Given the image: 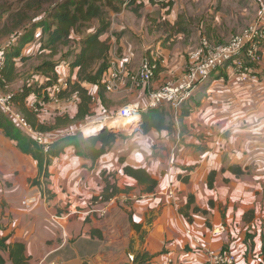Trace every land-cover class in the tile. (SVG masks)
<instances>
[{
  "label": "crops",
  "instance_id": "crops-1",
  "mask_svg": "<svg viewBox=\"0 0 264 264\" xmlns=\"http://www.w3.org/2000/svg\"><path fill=\"white\" fill-rule=\"evenodd\" d=\"M162 1L167 0L156 3ZM249 1L253 8L250 4L242 11L236 0H227L236 31L257 17L264 2ZM172 2L169 15L166 7L157 6V22L169 18L170 29L187 5L185 0ZM208 10L217 20L224 16ZM141 34L145 37L146 30ZM168 36L164 42L157 37L143 41L142 52L158 68L151 90L176 81L189 53L200 44L194 39V48L187 52L189 38L181 41L182 48H170L177 45L171 40H182L184 33ZM228 37L216 30L214 41ZM252 69L255 78L242 82L232 70L220 69L182 108L168 103L158 107L171 119V129L145 133L138 127L130 141L118 137L95 162L68 148L52 158L45 178L37 162L0 129V240L23 243L28 264H201L207 246L233 253L236 264H264V39L261 60ZM124 165L143 167L157 179L155 190L144 192L136 179L123 173ZM211 171L215 173L209 186ZM110 173L114 178L107 176ZM173 176L179 192L171 197L163 189ZM105 177L115 179L121 191L107 202L93 201L103 192ZM31 195L38 197L37 203L22 207L21 199ZM70 206L79 209L68 213ZM53 213L66 218L54 220ZM218 225L225 231L215 234L212 229ZM193 238L202 247L188 253ZM7 252L0 250V255L5 264H12Z\"/></svg>",
  "mask_w": 264,
  "mask_h": 264
},
{
  "label": "rangeland",
  "instance_id": "rangeland-1",
  "mask_svg": "<svg viewBox=\"0 0 264 264\" xmlns=\"http://www.w3.org/2000/svg\"><path fill=\"white\" fill-rule=\"evenodd\" d=\"M59 1L62 0H0V49L7 52H13L18 45L21 44L22 40L31 34L33 39H35L27 46L24 45L22 47L23 51L28 47L34 49L38 45V42L40 43L39 45L45 43L47 39V29H44L42 26L44 19L47 17L45 11L50 10L52 4ZM236 1L242 11L246 8H253L254 6L249 0ZM156 2H158V0H149L146 5H142L144 8L141 6L134 7L135 9L131 11L133 7L125 10L121 7L122 0H103L101 5L103 11L101 15L98 18L92 19L85 26H78L72 35L71 41L66 45L60 46L56 55L50 56L49 50L39 49L35 51L36 53L34 55L27 57L25 60L19 59L18 64L16 65L15 76L17 82L13 81L14 79L12 80L13 82H7V84L2 86L1 91L3 93L14 94L22 85L30 82V84H32V91L27 97V103H25L31 109H33L31 105L36 108L33 109V111H35L34 113H37L36 120L45 122L44 125L51 130L49 136L57 137L61 134L74 132L78 140L81 141L80 138L83 139V137H87L88 135L85 133L92 130L94 124H101V127L110 129L130 141L133 138L134 129H131L128 123H124L126 120L123 118V120H119L117 124H112L110 121L118 119V112L126 107L132 105L142 106V100L144 98L148 99L150 96L149 91L151 90V84L149 83V85L146 86L140 83L138 77L141 65L145 60H150V58L146 57L145 52H142V48L145 47L143 41L147 40V38L152 40L153 37H157L158 40L161 39L160 42L167 41L166 38L169 37L170 30L168 26L169 18H160L159 22H157V18L160 16L161 12L157 7L160 2ZM185 3L187 4L185 8L176 14V17L183 16L182 22L185 25L184 36L182 37V40L177 38L171 40L173 41V45L175 43H177V45L171 46L170 48H182L181 41L190 38V46L186 47V51L190 52L194 48V39H196V41H199L200 39L199 42H201L203 38H207L213 43H223L225 41H214L216 30L229 37L239 31H236L235 26L232 27V15L230 12L231 4L227 2V0H185ZM120 7L121 10L119 9ZM165 7L166 13L169 15L172 7L168 12V6ZM141 8L142 12H140ZM209 8L216 11V13H223L224 16L217 20L216 14L209 13ZM138 9L139 12L135 13V10ZM166 13L164 12L165 16H167ZM41 15L44 17L40 18ZM238 20V24H242V22ZM105 21H108L110 24L100 36L101 39H107L109 42L110 39H112L108 57V67L104 72L103 79L100 83L86 85L89 87L90 93L93 96L92 104L90 105L91 107H89L87 116L76 118L75 116L78 110V98L76 94H68L67 91L63 98H59L55 89L47 94H43L42 91H34L36 85H38L40 81L41 83L43 82V79L41 78L42 72L38 70V65L45 66L46 62H49L50 60L58 62V70H62L64 73L62 77L63 81L56 85V87L61 86L64 88L66 86L64 81L69 76L68 64L74 59L72 53L77 47L74 45L77 42V39L79 38L80 40L81 37L90 34V28L96 29ZM200 25L203 27L200 28ZM204 26H206V30ZM245 26L246 25H241L240 29ZM141 29H143L144 32L146 30L145 37H142ZM195 43L197 45L198 42ZM199 48L200 44L199 47L189 53L191 56L186 59L183 73L174 82L180 80L185 71L187 72L188 69L195 64ZM151 64L153 65L155 72L156 64ZM71 75L72 80L75 81V71L71 72ZM1 79L0 76V80ZM2 80L4 81V79ZM109 81L112 83L110 89L107 88ZM170 82L172 81L166 82L160 88ZM48 87L49 86H47V91ZM23 103L24 101L20 99L16 102L10 100L8 104L10 108L9 110L7 109L8 111L3 108L1 109L0 107V113L6 117V119L10 120L14 126L17 127L16 129H19L20 131L21 126L19 121L15 120L14 122L11 118L15 116L13 119H22L23 114L21 113V104ZM167 103L174 108H182L180 107L182 104L179 108L175 107L170 102ZM147 111V108L141 111L139 117L142 118V115ZM164 113L166 114V112ZM174 115L175 113L173 112V116ZM165 118L168 119L169 116L166 114ZM131 120L133 119H129V121ZM167 123H170L172 128L173 123L170 118ZM54 127L57 128L53 129ZM139 127H141L140 124ZM34 131L36 130L34 129ZM21 133L23 134V131H21ZM25 133L26 132L24 131L23 135L29 137V135ZM83 146L85 145L83 144ZM120 159L123 160L122 158ZM32 183L37 184L38 182L34 183L32 181ZM45 194L47 197L50 196V193L47 191Z\"/></svg>",
  "mask_w": 264,
  "mask_h": 264
},
{
  "label": "trees",
  "instance_id": "trees-1",
  "mask_svg": "<svg viewBox=\"0 0 264 264\" xmlns=\"http://www.w3.org/2000/svg\"><path fill=\"white\" fill-rule=\"evenodd\" d=\"M102 1L103 0H62L52 4L50 10L45 11V15L47 13V17L42 23L44 29H47L46 42L42 45H39L40 43L38 42V45L34 49H30L31 47H28L25 51H23L22 47L32 43V41L35 39H33L31 34L22 40L21 44L18 45L15 51H4L5 61L2 69H0V76L2 79H4V81H1V79L0 84L3 86L4 84H7V82L10 83L16 81V65L18 64L19 59L25 60L27 57L34 55L36 53L35 51L39 49L49 50L50 56L56 55L60 46L66 45L71 41L72 35L78 26H85L92 19L98 18L101 15L103 11L101 6ZM148 2L149 0H122L121 7H123L124 10L133 7L131 9L132 11L135 9L134 7H142L144 3L146 4ZM160 5L161 7L168 6V12L172 7L173 2L172 0L162 1L160 2ZM121 7L119 9H121ZM139 9L135 10V13H138ZM42 17L44 16L41 15L40 18ZM182 18L183 16H179L174 21L171 29L169 30L170 36L180 32L184 33L185 25L182 22ZM109 24L110 23L108 21H105L100 25V27L96 29L90 28V34L87 33L88 35L85 37H81L80 40L79 38L77 39V42L74 44L77 47L72 53V55H74V59L68 64L69 76L64 81L66 86L64 88L59 86L60 89L57 91L59 98H63L67 91L68 94L77 95L78 110L75 116L76 118L87 116L89 107H91L90 105L92 104L93 96L90 93L89 87L86 85L100 83L103 79V74L108 67V57L112 39H110L109 42L107 39H101L100 35L108 28ZM169 38L170 37H167L166 40L168 41ZM151 62L154 63L152 60ZM57 63L58 62L56 61L50 60L49 62H46L45 66L38 65V70L42 72L41 78L43 79V82L41 83L40 81V83L36 85L34 88L35 92L42 91L43 94H47L48 92L54 90L56 85L63 81L62 77L64 71L58 70ZM74 71L76 77L75 81H73L71 78V72ZM155 72H158V68H155ZM31 86L32 84H30V82L22 85L18 91L12 94L11 101L16 102L18 99L24 101V103L21 104V110L23 111H21V113L23 114L25 121L38 133L43 135L48 134L49 136V132L51 130H49L48 127L44 125L45 122H41L39 119V121L36 120L37 113H34L35 111H33V109H31L26 104L28 99L27 97L32 91ZM47 86H49L48 91ZM184 103H182V105ZM139 124L141 126V131L145 133L152 128L157 130L171 128V124L167 123L166 121L164 111L158 107L148 109V111L142 115L141 122ZM16 128L17 127H15L10 120L6 119V117L0 113V129L3 131L6 137L16 142L17 147L23 153L31 156L37 162L39 173L43 178L48 176V167L51 164L52 158L61 156L68 148L75 149V155L85 157L89 156L91 159H93V162H95L99 156L104 154L113 146L118 137L122 136L107 128L99 129L97 131L90 130L89 132L85 133L88 135L87 137H83V139L80 138L81 141L78 140L74 132L69 134H61L51 141L50 144H48V148L45 149V145L39 144L32 135L27 133L29 137L24 136V130L21 127L20 129L23 131V134L19 129ZM56 128L57 127H54L53 129ZM137 130L134 132H137ZM81 143H83L85 146H83ZM98 144H100L99 147H97ZM119 161L123 162L121 159ZM122 169L123 173L133 177L138 181L139 185L143 186L144 192H152L155 190L157 186V179L151 177V175L143 167L124 165ZM228 169L234 173H240V169L237 167L230 166ZM214 173V171H211L208 177L209 186L212 185ZM107 176L114 178L112 173L107 174ZM176 179V176L171 177V179L168 180L164 185L163 190L167 191L169 186H174ZM105 180L106 185L103 189V192L95 196L93 201L99 199L101 202H107L110 198L121 191V189L117 186L115 179L114 181H110L105 177ZM175 190L176 193L179 192L176 185ZM191 201L192 197H189L188 203ZM78 207L70 206L68 207L67 212L69 213L70 210L76 209ZM194 210L197 211L199 209L194 207ZM6 241L7 238L0 240V250L8 251V258L12 264H28V258L24 254V244L19 242L7 244ZM167 245L168 243L165 244V246ZM196 249L197 248L192 244L188 249V253H192ZM5 261L6 260L0 255V264H5Z\"/></svg>",
  "mask_w": 264,
  "mask_h": 264
},
{
  "label": "built area",
  "instance_id": "built-area-1",
  "mask_svg": "<svg viewBox=\"0 0 264 264\" xmlns=\"http://www.w3.org/2000/svg\"><path fill=\"white\" fill-rule=\"evenodd\" d=\"M258 10L257 17L239 32L233 34L227 41L223 43H213L207 38H203L200 42L199 53L195 64L192 65L187 72L185 71L180 80L167 83L158 90H150V96L146 101V106L132 105L126 107L118 112V117L136 118L133 119L135 121L131 120V123L129 124V127L135 131L139 127L141 119L139 114L141 111L146 108L147 110L157 108L161 104L167 102L172 103L175 107H179L191 97L193 91L199 85L204 83L212 74L217 73L220 69L228 68L232 70L236 75L238 74L237 78L241 82L246 81L248 78H255L252 66L261 60V43L264 39V2L260 5ZM4 61V50L0 49V69H2ZM151 63V60H145L138 72L139 82L146 86L149 85L154 76V67ZM111 87L112 83L109 81L107 88L110 89ZM1 89L2 85L0 84V107L1 109L3 108L8 111L10 108L8 104L11 100L12 94L3 93ZM59 89V86L55 87L56 91ZM31 107L36 109L33 105H31ZM13 118H15V116ZM13 118L11 119L14 122L15 120H18L21 128L29 135H32L39 144L45 145V149H47L48 144L56 138V136H47L34 131L23 117L22 119ZM165 192L171 197H174L176 194V190L173 186H169ZM37 201L38 197L31 195L24 197L20 204L22 207L31 208L37 203ZM51 216L57 221L66 218V216H59L56 214ZM224 231V225H218L212 229V232L215 234ZM187 233L191 235L189 230H187ZM193 245L196 248L202 247L201 241L198 238H193ZM204 250L205 257L201 264H236V257L233 253L217 250L211 246L205 247ZM45 264L56 263L51 261L46 262ZM163 264H169V261L164 260Z\"/></svg>",
  "mask_w": 264,
  "mask_h": 264
},
{
  "label": "bare ground",
  "instance_id": "bare-ground-1",
  "mask_svg": "<svg viewBox=\"0 0 264 264\" xmlns=\"http://www.w3.org/2000/svg\"><path fill=\"white\" fill-rule=\"evenodd\" d=\"M129 119H136V118H130V117H126V118H124V120H126V122H124V123H128V124H130L131 123V121H129ZM121 121V120H123V118H118V119H116V120H111L110 122L112 123V124H117L118 123V121ZM129 121V122H128ZM127 125V124H126ZM102 125L101 124H94L93 125V127H92V130L93 131H96V130H98L100 127H101Z\"/></svg>",
  "mask_w": 264,
  "mask_h": 264
},
{
  "label": "water",
  "instance_id": "water-1",
  "mask_svg": "<svg viewBox=\"0 0 264 264\" xmlns=\"http://www.w3.org/2000/svg\"><path fill=\"white\" fill-rule=\"evenodd\" d=\"M104 127H101L100 129H103ZM92 134H94V133H92Z\"/></svg>",
  "mask_w": 264,
  "mask_h": 264
},
{
  "label": "clouds",
  "instance_id": "clouds-1",
  "mask_svg": "<svg viewBox=\"0 0 264 264\" xmlns=\"http://www.w3.org/2000/svg\"><path fill=\"white\" fill-rule=\"evenodd\" d=\"M140 122H141V121H140ZM140 122H139V123H140ZM133 131H134V130H133Z\"/></svg>",
  "mask_w": 264,
  "mask_h": 264
}]
</instances>
